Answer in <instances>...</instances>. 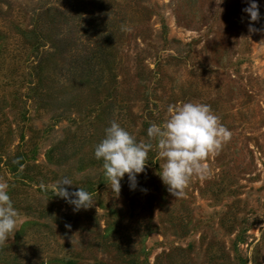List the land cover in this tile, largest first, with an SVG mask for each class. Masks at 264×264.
I'll list each match as a JSON object with an SVG mask.
<instances>
[{"label":"rangeland","instance_id":"obj_1","mask_svg":"<svg viewBox=\"0 0 264 264\" xmlns=\"http://www.w3.org/2000/svg\"><path fill=\"white\" fill-rule=\"evenodd\" d=\"M256 3L250 22L248 0H0V182L20 213L0 264H264ZM185 102L232 135L173 197L147 129ZM113 120L152 144L135 190L125 174L118 194L93 155ZM62 176L93 205L58 197Z\"/></svg>","mask_w":264,"mask_h":264},{"label":"clouds","instance_id":"obj_2","mask_svg":"<svg viewBox=\"0 0 264 264\" xmlns=\"http://www.w3.org/2000/svg\"><path fill=\"white\" fill-rule=\"evenodd\" d=\"M250 22L260 19L256 0H248L243 9ZM122 30L131 31V27ZM249 32L256 31L249 24ZM169 117L159 125L152 123L147 129L149 138L157 141L160 157L165 159L159 177L173 197H181L193 176L205 178L208 169L204 161L218 154L232 133L207 104L185 102L169 106ZM152 144L137 142L132 134L115 120L104 129L103 139L94 145L93 155L102 160L104 174L111 190L120 191V180L127 174L130 190L137 186L136 177L144 171ZM74 184L67 176L56 183V195L73 206V211L87 209L94 203L91 194L83 188L69 191L64 186ZM147 191L146 189L144 190ZM20 219L9 195V184L0 182V245L16 232ZM70 228V225H66Z\"/></svg>","mask_w":264,"mask_h":264}]
</instances>
